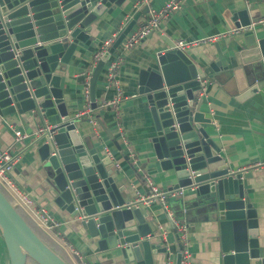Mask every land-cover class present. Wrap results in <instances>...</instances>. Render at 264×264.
I'll return each instance as SVG.
<instances>
[{
	"label": "water",
	"instance_id": "1",
	"mask_svg": "<svg viewBox=\"0 0 264 264\" xmlns=\"http://www.w3.org/2000/svg\"><path fill=\"white\" fill-rule=\"evenodd\" d=\"M125 0H0V117L32 113L49 121L53 135H41L25 148H36L39 166L50 185L52 202L77 223L78 231L118 264H155L167 252L153 212L154 198H139L131 184L118 185L113 158L101 152L96 134L83 136L67 109L70 98L61 86L67 64L77 47L89 38L91 24L104 13L121 9ZM248 8L224 16L231 34L225 49L213 47L218 60L232 59L244 67L246 88L239 101L264 89V21L250 19ZM146 5L128 23L93 68L89 99L97 108L98 77L125 36L148 14ZM157 35L166 50L138 75V93L150 115L153 164L148 174L160 172L169 184L161 191H191L202 200L209 220L218 230V264H264L259 246L256 210L245 193L243 171H230L224 154L203 126L210 123L201 110L205 68L175 43ZM150 35V34H149ZM214 72L220 70L209 63ZM228 66L223 67L227 69ZM102 127V124L99 123ZM103 128V127H102ZM126 159V157H124ZM160 170V171H158ZM147 196L150 188L143 178ZM81 232V233H82ZM0 236L9 264H70L44 241L0 189ZM176 264L181 253L177 240Z\"/></svg>",
	"mask_w": 264,
	"mask_h": 264
},
{
	"label": "crops",
	"instance_id": "2",
	"mask_svg": "<svg viewBox=\"0 0 264 264\" xmlns=\"http://www.w3.org/2000/svg\"><path fill=\"white\" fill-rule=\"evenodd\" d=\"M167 1L169 0H125L121 9L115 8L111 15L104 13L91 24L89 38L84 46L77 47L69 62L61 64L60 68L64 72L61 83L63 93L70 98L67 109L71 117L85 109V76L90 73V65L98 49L136 11L146 5L149 8L148 14L141 16L137 23L139 25L147 20L150 12L159 11ZM251 7L248 11L250 19L264 18V0H180L179 9L163 19L157 30L173 43L181 39L190 44L185 53L197 60L201 66H207L205 72L208 78L203 83L200 100L201 110L210 123L203 126L223 152V163L229 170H241L245 173L246 177L242 178L245 193L256 210L259 246L264 248V89L239 101L238 97L247 86L244 67H238L233 59L229 62L225 59L218 60L212 45L218 42L225 49L231 34L235 32L229 28L225 12L234 13L238 9ZM208 38L214 40L208 41ZM165 50L166 44L153 32L124 54L118 70L123 98L116 108L102 106L115 95L114 86L106 87V62L96 83L97 108L91 109L88 115L77 120V130L81 135L95 133L94 143L97 145L100 137L101 152L107 155L108 151V156L114 159L116 169L120 172L116 177L117 184L124 185L129 182L133 193L141 199L147 195L142 188L140 176L143 180L149 177L160 190L169 184L160 172L148 174L153 167V164L147 162V158L152 156V126L145 99L138 93L139 71L151 66L156 56ZM118 54L119 51L114 55ZM211 62L219 66L220 70L214 72L209 68ZM225 66H228L227 69H223ZM89 119L95 123H90ZM44 124L53 126L49 121L42 123L32 113L0 117V150L10 151L17 158L12 172L14 180L29 194L35 207L45 208L60 221L61 238L79 252L85 264H118L109 261L107 253L100 252L96 244L90 242L82 231H78L77 223L53 204L51 187L39 166L36 148L25 151L34 140L36 131ZM15 130L29 137L22 142H16ZM147 206L153 212L159 228L165 232L164 239L168 242L172 264H176L177 257L175 244L178 236L175 222L187 228L192 264L219 263L218 230L209 220L205 204L201 199L197 200L193 192L184 191L181 196L174 198L168 196L165 206L155 200ZM26 216L34 223L28 214ZM44 233L62 251L59 254L67 261L69 258V261L71 259L75 264H81L76 257L70 255L60 238ZM154 258H159L155 264H167L166 253ZM0 264H9L1 236Z\"/></svg>",
	"mask_w": 264,
	"mask_h": 264
},
{
	"label": "built area",
	"instance_id": "3",
	"mask_svg": "<svg viewBox=\"0 0 264 264\" xmlns=\"http://www.w3.org/2000/svg\"><path fill=\"white\" fill-rule=\"evenodd\" d=\"M179 7H180V0L167 1L159 11L150 12L147 20L143 21L139 25H136L125 36L124 40L121 42V44L117 48L119 50V54L116 55V57L111 60L110 58L114 54L113 53L107 61L108 68H107L106 87L114 86L115 95L111 100L105 101L102 104L103 107H115L116 108L122 102L123 97H122V91L120 88V83L118 80V70L120 68V65L123 62L124 54L128 52L129 50H131L132 48H134L135 46H137L147 35L155 32L160 22L163 19H165L169 14H171L173 11L179 9ZM129 19L130 17L124 20L123 25L120 27L118 32L115 35H113L111 39L106 41L98 49V51L94 54L93 63L90 65V73L86 74L85 76L86 79L84 83L83 93L86 99V106L82 112H79L73 116L74 119L80 120L85 115H88V113L91 111L92 108H91L90 100H89V81H90L91 72L93 68L95 67L96 63L101 58V56L104 54V52H106L109 49L110 45L113 43L116 37L121 33L123 28L128 23ZM261 21H264V19H262ZM207 40L212 41L214 40V38H208ZM189 47H190V44L184 42L181 39L175 42V48L181 51L185 52ZM89 121L90 123H93V124L95 123L91 119H89ZM51 129H52V126L44 124L36 131L33 137L37 138L41 135H46L47 139H49L53 135V131ZM14 136H15L16 142H22L26 138L29 137L27 134H23L18 130L14 131ZM106 154L109 155V152L107 151ZM16 162H17L16 156L13 155L10 151L0 150V189L3 191V193L5 192L10 197L11 200L10 199L9 200L17 208L22 209L26 213V215L28 214V216L32 220H34V223L37 225L38 228H40L43 232H46L47 234H52L60 238L62 240V245L70 251V255L73 257H76L80 261L81 264H85L79 252L76 251L66 240L61 238L60 231H59V228L61 225L60 221L56 219L45 208L35 207L29 194L25 192L14 180L12 176V172H13ZM145 180H146L147 185L150 188V195L147 197L154 198L161 205L165 206L168 196H166V194H164L160 189L154 186L149 177H145ZM181 195H182L181 192H177V193H173L172 195H170V197L174 198V197L181 196ZM175 230L178 236V243L180 246V253H181L180 264H192L191 254L189 252V239H188L187 228L185 225L175 222ZM159 231L163 237L164 245L166 246V249H167V252H166L167 264H172L170 260L171 253L169 251L168 242L167 240L164 239L165 232L162 230V228H159Z\"/></svg>",
	"mask_w": 264,
	"mask_h": 264
},
{
	"label": "trees",
	"instance_id": "4",
	"mask_svg": "<svg viewBox=\"0 0 264 264\" xmlns=\"http://www.w3.org/2000/svg\"><path fill=\"white\" fill-rule=\"evenodd\" d=\"M5 193V192H4ZM5 195L7 196L8 199H10V197L5 193ZM11 200V199H10ZM19 213L22 215V217L26 220V222L34 229V231L44 240L46 241V243H48L53 249H55L58 253L62 254V251L55 245V243H53V241L43 232L41 231L27 216L26 214H24V212L20 209L17 208ZM33 264H35L33 261H31ZM71 263V261H68Z\"/></svg>",
	"mask_w": 264,
	"mask_h": 264
},
{
	"label": "rangeland",
	"instance_id": "5",
	"mask_svg": "<svg viewBox=\"0 0 264 264\" xmlns=\"http://www.w3.org/2000/svg\"><path fill=\"white\" fill-rule=\"evenodd\" d=\"M118 51H119V50L117 49V50L114 52V54H116ZM114 54L111 56V60H112L113 58H115L116 55H114ZM111 60H110V61H111ZM105 78H107V68H106ZM68 261H69V258H68ZM70 261H71L72 264H75L74 261H72L71 259H70ZM28 264H33V263H32V262H31V263L29 262Z\"/></svg>",
	"mask_w": 264,
	"mask_h": 264
},
{
	"label": "flooded vegetation",
	"instance_id": "6",
	"mask_svg": "<svg viewBox=\"0 0 264 264\" xmlns=\"http://www.w3.org/2000/svg\"><path fill=\"white\" fill-rule=\"evenodd\" d=\"M29 262L31 263V261L29 260V261L27 262V264H28Z\"/></svg>",
	"mask_w": 264,
	"mask_h": 264
}]
</instances>
